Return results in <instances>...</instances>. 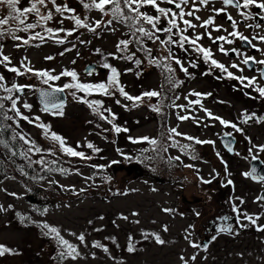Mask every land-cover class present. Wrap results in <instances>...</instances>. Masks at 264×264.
<instances>
[{
	"label": "rangeland",
	"instance_id": "rangeland-1",
	"mask_svg": "<svg viewBox=\"0 0 264 264\" xmlns=\"http://www.w3.org/2000/svg\"><path fill=\"white\" fill-rule=\"evenodd\" d=\"M72 2L73 6L67 3L77 9L80 14L79 9L82 7V4H79L80 0H72ZM58 3L67 4L62 0H58ZM48 7L51 9L52 5L49 4ZM149 10L154 13L151 8ZM81 12L83 13L82 8ZM211 14L208 9H205L197 15L201 16V21H203ZM85 16H88L90 23L94 20L111 18L110 16L102 17L96 10H87L82 17L86 18ZM58 19V15L54 13V18L48 22V25L52 28H59L61 24L58 23ZM201 21H197L196 24L199 25ZM163 23L165 24L164 21ZM225 23L222 22L223 25ZM64 24L72 27L74 22L65 19ZM215 25H220V23L217 22ZM226 25L229 26L228 23ZM114 27L116 29L114 32L103 27L95 34L77 31L62 45L56 44L54 40H48L44 43L39 41L17 48L16 41L10 40L11 42L3 45V53L11 58L10 66L19 67L24 57H27L30 66L35 70H48L52 75H59L64 70L75 71L80 82L92 84L108 81L112 73L110 69L103 67L107 63L121 71L123 81L120 84L131 96L138 97L144 92L153 90L167 94L168 91L161 87L162 80L168 75L166 71L149 61L142 62L137 67L135 63L125 62L123 60L125 58H114V56L130 55V51L120 53L117 49L121 38L127 36V30L118 24ZM203 30L216 33L210 26L207 30L200 27L194 31L189 29L187 34L189 36L203 34ZM259 32L254 31L255 34ZM207 40L208 44L213 43ZM80 41L88 43H80ZM199 43L204 44L203 41ZM66 49L72 50L66 51ZM131 52L135 53V50L132 49ZM212 52L216 59L229 65V58L216 54L215 48ZM60 53L64 54L60 55ZM158 53L164 57L168 55L167 49H160ZM173 53L184 63V67L188 68L191 76H185L179 65L169 61L175 68V79L183 81V84L174 88L173 97L170 96V100L164 99L162 114L152 111L157 104L158 97L133 103L124 99L118 92L115 96H105L99 93L86 96L83 92H76V97L82 94L90 101L102 102L103 108L100 111L111 109L116 116L112 124L124 129L128 128V132L118 138L109 136L108 122L102 119L101 122H96L95 118L98 116L93 114L86 104L74 98L73 90L66 89L67 92L65 90L67 102L62 109L63 116L54 115L51 111H43L37 99V93L45 88L42 80L28 75L18 78L20 80L16 84L34 86L35 82L38 85L36 90L26 89L25 95L21 98V104L26 100L31 106L33 105L31 111L21 108L25 115L39 116L40 123L50 125L51 131L59 133L70 147L75 150L81 148L87 155H91L92 163L98 161L97 164H105L104 166L108 168L111 167L110 161H118L121 164L117 165V169L116 166L111 167L115 174L111 173L107 181L106 176L101 174H99L101 176H96V173L93 175L92 171L85 169L86 164L76 163L75 166L78 168L73 169L62 163L58 170L60 173L51 174L46 179L37 181L45 186L55 183L65 192L62 195V189L58 188L57 194L54 192L46 194V198H49L53 205L45 209L46 211H42L32 203L35 197L32 190L35 189L25 185L28 183H25L17 173L19 169L11 163L12 161L3 162L0 153V205L8 209L6 212H0V244L15 249L19 253L0 257V264H57L53 257L57 256L59 248L50 235H44L46 230L41 227L44 223L60 229L61 235L70 243L77 245L81 252V257L76 261L68 259L63 261V264H182L181 256L190 258L193 255H196V260L189 259V264H264V232L257 231L253 225L247 228L242 227L231 234L218 229L220 232L212 237L211 241L205 240V233L203 238L198 234L199 221L202 220L200 216L206 209L214 213L217 207H219L218 214L223 219L227 218L226 213L232 215L233 205H236L241 213L259 215L261 219L257 223L264 225V207L256 203L264 186L243 175L251 171L249 149L253 145H264V124L254 121L245 124L241 118V113L245 111L249 114L264 116V99H254L252 96L248 98L249 95H245L248 90L255 94L253 97H258V94L239 83H237L238 88L235 89L233 83L228 82L234 79L227 78V81L225 74L218 79V74H220L216 71L218 69L211 68V74L205 75L204 73L210 71V64L203 60L201 54L193 52L183 56L179 52ZM194 55L198 57L196 56L195 59ZM48 56L54 59H45ZM193 60L196 61L197 67L195 68L189 64V61L194 62ZM199 61L201 63H197ZM92 63H96L100 67L99 70L94 73L85 72L86 67ZM240 73L246 74L244 71ZM0 74L6 77L9 84L13 83V75L6 68ZM69 82H72L71 78L65 76H61L60 80L52 81L57 86L56 88L63 87ZM192 92L211 93L210 96L202 99L204 108L210 110L214 116L237 123L243 132H235L231 128L222 126L218 120L209 119L199 105L188 106L187 111L176 107H169L167 110V102L172 103L175 97H179L174 101L177 105H187L186 97L191 100L197 99L189 95ZM117 99L120 100V104L116 103ZM104 115L111 119L109 113L104 112ZM164 115H167L166 125L163 121ZM182 115L195 116L199 123L193 119L178 120V116ZM172 128L202 141H214V145H197L182 137H175L181 144H191L196 159L182 154L178 148L170 147L167 153L160 154L164 159L146 160L143 159L144 156H155L152 151L154 146L145 142L133 143L129 139V137L135 139L149 137L161 141L163 136L165 137L163 143L168 145L170 141L166 139V136L168 129ZM24 130L36 148L40 149V151H35L40 155L39 161L48 162L54 155L49 154L48 150L55 153L53 142L43 135L41 128L27 121H25ZM226 132L238 137L239 147L236 153L239 155L236 153L231 155L222 147L220 140ZM114 133L117 134L115 131ZM248 138H251L252 144H249ZM88 143L93 144L100 151L89 150ZM22 148L25 149L23 146ZM144 149L148 151L144 152ZM118 152L123 153L126 158L130 157L131 160L126 161ZM256 154L261 155L264 160V153ZM176 156H180V161H173L171 165L166 162L168 157ZM28 162V160L25 161L26 164ZM185 165H192V167H185ZM132 168H137V171ZM229 179L233 181L232 185L227 183ZM202 180L211 181V183H202ZM84 189H89L88 194L82 196L80 195L83 192L81 190ZM10 193L16 195L13 196ZM70 196H73V199L67 200ZM238 197L244 200L243 204L237 199ZM226 199H230V205L229 211L225 212L221 207ZM165 208L173 211L167 213L163 211ZM133 213H138V215H133ZM21 217L24 218L23 222ZM121 217H128V219ZM236 218L237 227L248 224L242 215L238 216L236 213ZM27 221L30 223L26 226ZM30 224L33 225L29 228ZM165 226L168 228L167 232L163 230ZM225 226L233 229L230 224ZM143 232L157 233L166 243L158 245L151 236L144 239ZM71 233L84 234L86 246L82 245ZM188 233L191 234L190 240L201 247L190 246L189 240L185 239ZM130 236L137 248L134 253L126 250ZM94 242L107 246L109 252L105 253L102 248H93Z\"/></svg>",
	"mask_w": 264,
	"mask_h": 264
},
{
	"label": "snow or ice",
	"instance_id": "snow-or-ice-1",
	"mask_svg": "<svg viewBox=\"0 0 264 264\" xmlns=\"http://www.w3.org/2000/svg\"><path fill=\"white\" fill-rule=\"evenodd\" d=\"M223 7L221 8H209L211 4L214 3V0H80L83 8L86 10H97L102 17L110 16V19L104 20H94L92 23L88 22L87 18L82 19L79 15L75 14V9L69 8L67 5L58 4L57 0H29L28 6L20 7L21 0H0V6H3L6 9V13L0 16V40L10 38L13 41H17L18 43L15 45L17 48L22 46H29L32 41H40L41 43L47 42L48 40H54L56 44H65L67 42V37H72L76 34L79 29H86L89 32L97 33V30L101 27L115 31L114 25H123L126 26L129 30V39L120 40L117 44V49L120 53H124L128 48L130 43H135L137 45V50L144 52L145 55L149 58V63H155L157 67H160L162 70L166 71L168 75L166 76V83L170 86V88H178L183 81L175 79L174 72L175 69L171 66L169 61L174 63L175 65H179L180 70L186 75L191 76L187 67H184V63L175 56L172 52V46H178L183 49L185 52L193 51L202 55L203 60L206 63L210 64V71L204 73L205 75L211 74V68H215L220 70L221 73L226 74L228 79L237 80L243 87L252 88L257 94L258 97L252 98H260L264 99V86H260L257 84L256 78L237 76L232 71L229 70V67L225 66L223 63H220L216 59L213 58V53L211 49L204 48L199 44L204 38L206 34L209 39L213 41V43H217L219 47V51L222 54L228 55L229 51L234 53L237 57H241V63L245 66L250 67L252 64L264 65V59L257 60L253 56H248L246 53H242L238 49L226 50L222 43H227L228 45H232L236 40L244 42L254 48L257 52H260L262 56H264V48L258 47L254 41H259L261 44H264V34H257L249 38L248 36L242 34L237 29L238 22L233 19L232 15L228 13V8H235L237 10L241 9H249L253 6L260 9L262 13H264V0H220ZM49 4L52 5V8L49 9ZM161 4H167L169 7H162ZM151 8L156 15H150L147 11H142L145 8ZM45 9L46 11L42 12L41 10ZM54 9V11H53ZM208 9L212 15H210L206 20H203L199 25L193 23V21H201V16L197 15L198 12L202 10ZM54 13L58 15V23L63 25L65 19H70L74 22L72 29H65L63 27L53 29L52 27H48V22L52 21L54 18ZM66 13H70L71 15H65ZM225 14L228 21L231 22V27L234 29L229 32L227 36H218L213 37L211 32L206 31L205 34H196L193 36L185 35L192 29L193 31L197 28L208 29L210 26H213L214 30L219 32L222 30V26L215 25V18L220 14ZM29 15H33L36 17V22L30 23L28 22ZM239 15L244 19H250L251 16L249 13L245 11H239ZM191 18V19H189ZM165 22V26L161 27V21ZM183 25V27H181ZM249 28H259L260 25H246ZM37 28L42 29V31H35ZM227 31L226 29H223ZM19 32L30 33L27 38L21 37L17 35ZM45 33L47 35H45ZM60 33H64V36L61 37ZM161 36H164L161 39ZM232 37L234 39H229ZM150 41L153 44H158L160 48L167 49L168 55L161 58L152 57V49L147 47L146 42ZM80 43H88L87 41H80ZM189 47H185V45ZM39 46V45H36ZM72 49H66V51H71ZM99 52V49H97ZM64 53H60L63 55ZM135 53L131 56L123 57V56H114L116 59L126 58L128 60H134ZM47 60H52L54 57L48 56L45 57ZM75 61H73L74 63ZM134 63L137 67L142 63L141 60L135 59ZM12 64L11 58L3 53V45L0 44V65H3L8 72L14 73L17 76H24L29 73L40 78L45 85H49V81H57L61 79V76L70 77L72 82L65 84L63 87L54 88L52 92L42 91L40 93L43 99V111L55 110L52 112L54 115L63 116V104L59 103L56 97L53 95L54 92H64L65 89H72V95L74 98L78 99L79 102L87 105L89 109L92 110L93 114L97 115L102 120H107L109 123L112 120L116 119L114 113L111 112V109H100L103 108L102 102L95 100H87L84 96L76 97V92H83L85 95H92L94 93H99L105 96H115L118 92L120 96L128 101H132L133 103H138L143 101L145 97L151 99L153 97H161V93L153 90L144 92L141 96L133 97L129 93H127L124 87L119 82V73L116 68L112 67L110 64L105 63L103 65L104 68L110 69L112 75L109 77L107 82L101 83H82L79 82L78 74L75 71L64 70L59 75H52L48 70H35L30 66V61L27 60V57L21 61L19 67L9 66ZM191 67H197L195 62L189 61ZM231 68H235L240 72H243L244 69L240 67L239 64L233 63ZM221 77H218L220 79ZM260 78L264 79V69L260 71ZM51 87V85H49ZM33 88L32 85H20L16 83H11L6 80V77L3 74H0V92L4 93L0 95V146L7 150L4 155H11L13 158L20 156L21 158L28 160L29 163H32L30 153L33 151H40V149L36 148V145L22 132L18 131L20 128V121H27L29 124H35L36 127L41 128L43 130V135L49 138L54 145H58L59 149L63 154H66L70 157H79L81 159H90L91 157H86L83 152L76 151L70 146H66V141L63 137L51 131L50 125H45L43 123H37L40 121V117H29L25 115L21 108L31 111L32 106L27 103L25 100L21 104V98L25 95V90H31ZM190 96H195L197 99L191 100L187 97V105H177L175 104V99L179 97H175L168 106L176 107L180 109L188 110V106L191 105H199L200 109L206 113V116L212 120H218L219 123L226 127L231 128L235 132H243V129L238 126L237 123H232L230 121H226L221 117L214 116L213 113L204 108L202 104V99L210 96L211 93H198L192 92L189 93ZM245 95H249L245 93ZM167 98V97H164ZM117 104H120V100H116ZM222 103V102H221ZM19 105V106H18ZM153 111L161 110V105L157 104L153 107ZM195 111V109H192ZM104 112L110 114L111 119L108 116L104 115ZM241 118L243 123L247 124L249 121H254L255 123L264 124V116H257L255 113L249 114L247 111L241 113ZM193 119L196 120L195 116L182 115L178 116V120L184 121ZM11 122V123H5ZM199 123V120H196ZM99 126V125H98ZM113 129L116 133H120L122 131H127L121 127L113 125ZM10 133V135H6ZM226 137L232 135V133L226 132L224 134ZM175 137H182L187 141H191L194 144H213L214 141L209 140H200L195 137L186 136L183 133L177 131V129L172 128L168 129V133L166 139L170 141L168 145L163 143V139L165 137L162 136L161 141H157L156 139H152L149 137H141L138 139H133V143L145 142L149 145L154 146L152 151L155 153V156H144L143 159L153 160L156 158L164 159L160 156L161 153H167L170 147L178 148L182 154L190 155L192 159H196L194 155V149H192L191 144H181ZM21 141L23 145H27L26 149H21L19 151L13 150L15 145L12 143L13 141ZM249 144H252L251 138H248ZM79 147V145H78ZM87 147L92 149L94 152H99L100 149L95 148L93 144L88 143ZM229 151H232L231 147L226 145ZM49 154L52 153L51 150H48ZM148 149H144V152H147ZM250 159L255 161L259 157L256 153H264V145H253L252 148L249 149ZM220 154L217 152V156ZM239 155V153H236ZM128 159H131L128 157ZM180 156L176 157H168L167 163L171 165L173 161H180ZM261 163H264V160H260ZM37 163H43V161H37ZM182 163V161H181ZM185 167H192V165H185ZM227 168V165H225ZM64 171V169H61ZM23 172V169H21ZM230 175V173H229ZM243 175L246 178H252L257 182H264V174H259L258 169L256 167H252L250 172H245ZM90 179V178H88ZM202 183H211V181H204ZM229 185L233 184V181L229 179L227 181ZM83 191V190H81ZM120 194V193H117ZM10 195L15 196V193H10ZM240 200V203L243 204L244 200L242 198H237ZM256 203H259L262 207H264V195H261L257 198ZM11 207V206H9ZM8 209L4 208L3 205H0V212H6ZM46 211V210H45ZM163 211L167 213H171L173 210L165 208ZM233 211L238 214V216L242 215L244 220L248 222V224H242L241 227L247 228L249 225H253L256 227L257 231L264 232V225H260L257 222L261 219L259 215H250L246 212L241 213L238 206L233 205ZM19 215V214H18ZM133 215H138V213H133ZM199 215V213H197ZM122 219L127 220L128 217H121ZM227 220V218H224ZM24 218L21 217V221L23 222ZM139 223V221H136ZM43 229H45L44 235H50L51 238L56 241L57 246L59 248L58 254L56 257H53L54 260L57 261V264H63V261L71 259L72 261H76L81 257V252L77 245L70 243L64 236L61 235L60 229L56 227H52L47 223L41 225ZM165 232L168 231L167 226L163 229ZM221 232H228L231 234L233 229L228 227H221ZM82 245L86 246V237L84 234L77 235L76 233H71ZM144 239H148L150 236L154 239L155 243L158 245H164L166 241L161 238V236L157 233H142ZM190 233L186 234L185 239L189 240L190 246L193 248H199L200 245L195 244L190 240ZM93 248H102L105 253L109 252L107 246L100 244L99 242H94L92 244ZM127 252L134 253L137 251L135 244L133 243V238L129 237V244L127 246ZM6 254L16 255L19 254L15 249H11L5 245L0 244V257H3ZM115 259V258H113ZM189 259L191 261L196 260V255L191 256L190 258H186L184 256L180 257L182 264H189Z\"/></svg>",
	"mask_w": 264,
	"mask_h": 264
},
{
	"label": "trees",
	"instance_id": "trees-1",
	"mask_svg": "<svg viewBox=\"0 0 264 264\" xmlns=\"http://www.w3.org/2000/svg\"><path fill=\"white\" fill-rule=\"evenodd\" d=\"M63 2H65V3H70L72 6H73V2H72V0H62ZM75 1V0H74ZM77 1H79V0H77ZM57 3H58V0H57ZM64 4V5H67L69 8H72L69 4ZM28 4H29V0H21V3H20V7L22 8V7H25V6H28ZM59 4V3H58ZM79 4H81V3H79ZM81 8H82V10H83V13L81 12ZM80 9H79V11H80V14H79V12L77 11V9H75V14L76 15H79L82 19H84L82 16L83 15H85L86 14V9H84L83 8V6L81 7ZM72 9H74V8H72ZM150 9V7L149 8H146V9H142V11H147L150 15H155V12L154 13H151V11L149 10ZM97 11V10H96ZM98 12V11H97ZM6 13V9L3 7V6H0V16H2V15H4ZM57 15V14H56ZM66 16L67 15H71L70 13H66L65 14ZM87 19H88V16H85ZM72 21V20H71ZM28 22H30V23H34V22H36V17H34L33 15H29V17H28ZM73 22V21H72ZM88 22H89V20H88ZM90 23V22H89ZM49 24V23H48ZM164 23H163V20L161 21V27H164ZM48 27H50L49 25H47ZM123 26V25H122ZM60 27H63V28H65V29H72L73 28V25H72V27H69V26H66L64 23H63V25H61ZM59 27V28H60ZM124 28L127 30V36L126 37H122L121 38V40L123 39V40H126V39H129V30H128V28L126 27V26H124ZM53 29H56V28H53ZM35 31H37V32H39V31H42V29H40V28H37ZM79 31H83V32H89V31H87L86 29H79ZM77 33V32H76ZM17 35H19V36H21V37H24V38H27L29 35H30V33H24V32H19V33H17ZM45 35H47L46 33H45ZM185 35H188L187 33H185ZM60 36L61 37H63L64 36V33H60ZM189 36V35H188ZM73 37V36H72ZM191 37V36H190ZM68 38H70V37H67L66 39H68ZM164 38V36H161V39H163ZM10 40H12V39H10V38H7V39H2V40H0V44H2V45H4V44H6V43H9V42H11ZM37 42H39V41H32L31 42V44L32 43H37ZM16 43H18L17 41H16ZM146 45H147V47H149V48H151L152 49V57L153 58H155V57H159V58H161V60L163 59V57L164 56H162L161 54H159L158 53V51H160V49H162V48H160L159 47V45L158 44H153V43H151L150 41H147L146 42ZM185 47L187 48V47H189L187 44L185 45ZM205 48V47H204ZM132 49H134L135 50V57H134V59H139V60H141L142 62H146V61H149V58L145 55V53L144 52H141V51H138L137 50V45L135 44V43H130V45H129V49L128 50H126V52L127 53H129V51H130V55L129 56H131L133 53L131 52V50ZM158 50V51H157ZM172 52H179V53H181L183 56H186L185 54H187L188 55V53H193V51H188V52H185L183 49H181L180 47H178V46H172ZM196 53V52H195ZM155 55H157V56H155ZM141 56V57H140ZM197 55H194V58L196 57ZM125 57H127V56H125ZM189 57V56H188ZM198 57V56H197ZM196 59V58H195ZM125 62H127V63H134V60H128V59H123ZM194 61V60H193ZM195 63H196V61H194ZM197 63H201L200 61L199 62H197ZM155 64V63H154ZM141 65V64H140ZM10 66V65H9ZM12 66H15V65H12ZM155 66H156V64H155ZM207 66V65H206ZM16 67H18V66H16ZM174 68V67H173ZM5 69V67L3 66V65H0V73L3 71ZM158 69V68H157ZM175 69V68H174ZM118 70V69H117ZM159 70H161L160 68H159ZM119 71V70H118ZM176 72V71H175ZM10 74L11 75H13V83H17L18 82V80H20V79H18V78H22V76H17L16 74H14V73H11L10 72ZM14 75H15V77H14ZM28 76H31V77H36V76H34V75H32L31 73H29V74H27ZM174 76H176V75H174ZM186 76V75H185ZM118 79H119V82L121 83L123 80H122V73H121V71H119V77H118ZM28 82H30V81H28ZM80 82V81H79ZM162 82H163V84L161 85V87H162V89L164 88L166 91H168V93L167 94H164V92H159V93H161V97H158L157 98V104H159V105H161V110H159V111H157L156 113L158 114V112L160 113L161 112V114L163 113V110H164V99H167V100H170V96H172L173 97V90H174V88H170V86L166 83V78H164L163 80H162ZM40 84H42V83H40ZM49 85H51V87H49ZM49 85H43L45 88H56L57 86L55 85V84H53L52 83V81H49ZM34 88H32V89H37L38 88V85H37V83H35L34 82V86H33ZM66 90V89H65ZM72 89H69V91H71ZM68 90H66V92H67ZM4 93H2V92H0V95H3ZM81 96H83L82 94H81ZM80 96V97H81ZM88 96V95H87ZM164 97H167V98H164ZM85 99H86V97H85ZM88 100V99H87ZM145 100H150V99H148L147 97H145ZM171 100H172V98H171ZM156 104V105H157ZM170 103L169 102H167V110H168V108H169V105ZM155 105V106H156ZM33 106V105H32ZM65 107V105L63 106V108ZM138 107V106H137ZM153 109V108H152ZM55 111V110H54ZM153 111V110H152ZM51 112H53V111H51ZM154 112V111H153ZM167 115H169V113L167 114ZM167 115H164V118H163V121H164V123H165V125L167 124L166 122H167ZM166 118V119H165ZM95 121L96 122H101V119H99V117H96L95 118ZM106 122H108L107 120H105ZM41 121H39V122H37V123H40ZM5 123H11V122H5ZM20 128L18 129V131H20V132H22V134L23 135H25L26 137H28V138H30L29 136H28V134H27V132L24 130V126H25V121H23V120H21L20 122ZM108 124H109V126L107 127V128H109V131H108V133L110 134L109 136L110 137H112V138H118V137H121V135L122 134H124V133H126V132H128V128H125L127 131H123L122 133L120 132V133H117L116 135H115V133H114V130H113V124H112V122L111 123H109L108 122ZM27 125V124H26ZM35 125V124H34ZM124 129V128H123ZM51 130H52V128H51ZM56 133V132H55ZM56 134H58V135H60L59 133H56ZM6 135H10V133H7ZM114 135V136H113ZM61 136V135H60ZM62 137V136H61ZM47 138V137H46ZM50 142H52L49 138H47ZM129 139L130 140H133V139H135V138H130L129 137ZM157 141H159V140H157ZM14 145H15V148L13 149V150H16V151H19V150H21V147L23 146L25 149L27 148V145H23V143L21 142V141H19V140H17V141H13L12 142ZM149 145V144H148ZM66 146H69L68 145V143H66ZM95 147V146H94ZM118 147L116 146V149H117ZM54 149H55V153H54V155L48 160V162H45V163H42V164H40V163H37V161H39V157H40V155H38L37 154V152H35V151H33L32 153H30L29 155H30V157H31V161H32V163H25V159H23V158H21V157H19V156H17V157H15V158H13L11 155H4V153H6L7 152V150L6 149H4L2 146H0V153L2 154V161L3 162H11V163H13V164H15V166L19 169V171H17V173L22 177V179H23V181L25 182V183H28V184H25V185H28V186H30V187H33L35 190H32V194H34V200L32 201V203H33V205L35 206V204H36V208L38 209V210H45V209H47L49 206H51V205H53V203L50 201V199L49 198H46L47 196H46V194H48V193H50V192H54V193H56L57 194V189L58 188H60V189H62L59 185H57V184H55V183H53V184H50V186H45V185H43V184H39L37 181H40V180H44V179H46L47 177H49V176H51V174H57V172L58 173H60V171H58L59 170V167L61 166V164L63 163V165H65V166H67L68 168H78V167H76L75 166V164L76 163H78V164H86V168L85 169H89L90 171H92L91 173L94 175L95 173H96V176H101V175H104V176H106L105 178L107 179L108 178V176H111V173H113V175L115 174V172L114 171H112V169H111V167L112 166H116V169L118 168L117 167V165L118 164H121L120 162H115V161H110V165H111V167H107V166H104V165H101V164H97L98 163V161L97 162H95V163H92L91 162V159H92V157H91V155H87L86 153H85V150H83V149H77L76 151H80V152H82V150H83V153L85 154V156L86 157H91L90 159H81V158H79V157H70V156H68V155H66V154H63L62 152H61V150L59 149V147H58V145H54ZM73 149H75V148H73ZM89 150H92V149H90L89 148ZM34 153V154H33ZM118 154L122 157V158H125V160L126 161H129V159L128 158H126L124 155H123V153H121V152H118ZM36 156V158H34L35 159V161H34V159H33V157H35ZM131 160V159H130ZM90 164V165H89ZM68 165H72V166H68ZM64 166V167H65ZM21 169H23V172H21ZM84 170V169H83ZM99 174H101V175H99ZM16 179V178H15ZM107 181H108V179H107ZM66 190H68V189H66ZM87 190H89V189H84L83 190V192L80 194V195H82V196H85V195H87L88 193H87ZM61 193H62V195L65 193L64 192V189H62L61 190ZM68 194V193H67ZM69 195V194H68ZM96 196H98V195H96ZM84 198V197H83ZM70 199H73V196H70L67 200H70ZM37 200V201H36ZM219 202V201H218ZM229 205H230V199H226L225 201H224V205L221 207L225 212L226 211H229ZM218 211H219V207H217L216 208V210L214 211V213H210V210H208V209H206V211L205 212H203V214L200 216V218H202V220H200L199 221V229H198V234H199V236L200 237H202L203 236V234L205 233V240L206 241H211L213 238L212 237H214L215 235H217V233H219L220 231H218V229L220 230V228L221 227H226L225 225L226 224H230L231 226H233V231H235V230H239V229H241L242 227L241 226H238L237 227V225H236V223H237V218H236V212H232V215L229 213H226L227 215H226V217H227V220H224L223 218H222V216H220V214H218ZM231 217V218H230ZM204 219V220H203ZM30 223V221L28 222H26L25 224H26V226H27V224H29ZM33 224H30L28 227L30 228L31 226H32ZM203 238V237H202ZM57 263V262H56Z\"/></svg>",
	"mask_w": 264,
	"mask_h": 264
},
{
	"label": "flooded vegetation",
	"instance_id": "flooded-vegetation-1",
	"mask_svg": "<svg viewBox=\"0 0 264 264\" xmlns=\"http://www.w3.org/2000/svg\"><path fill=\"white\" fill-rule=\"evenodd\" d=\"M241 2H242V0H241ZM213 4H214V6H209V7L210 8L214 7V8H217V9L223 7V5L220 2V0H214V3ZM161 6L162 7H169V5H167V4H161ZM239 11H245V12L249 13L250 16H251V18L250 19H247V20H244L239 15ZM198 13L200 15L202 13V11L201 12H198ZM228 13L231 14L232 17H233V19H235L238 22L237 29L236 30H238L242 34L248 36L249 38L257 35V34L254 33L255 30H257V32L264 31V13H262L261 10L258 9V8H256L255 6L249 8V9H241V10H237L235 8L229 7L228 8ZM217 22L220 23V25H218V26H222V30L219 31V32H217V31L214 30L216 32L215 34L211 30H208V32H211V34H212L213 37L227 36L229 32H231V31L234 30L231 27V22L227 20L226 15L223 14V13L220 14V15H218V16H216L215 23H217ZM222 22L228 23L229 26H227L226 23H225V25H223ZM193 23H197V21H193ZM256 24H259L260 27L259 28H249V27L246 26V25H256ZM211 27H213V26H211ZM223 29H226L227 31H224ZM202 33L205 34L206 31L203 30ZM258 34H264V32H259ZM206 39H209V38L205 34L204 35V38L201 40V41H203L204 44H202V43H199V44L201 46L207 48V49H211V51L215 48L216 49V54H218L219 56H223V57L229 58L230 59L229 65H226V63H223V64L225 66L229 67V70L230 71H232L237 76H244V77L256 78L257 79V84L260 85V86H264V79L260 78V71L262 69H264V65L252 64L250 67L245 66V65H243L241 63V59H242L241 57H237L234 53H231L230 51H229V54L228 55L222 54L219 51V47H218V44L217 43H212V44L209 43L208 44V40L206 41ZM229 39H234V38L229 37ZM209 40H211V39H209ZM220 43L223 44V46H224V48L226 50H231V49L235 48V49L240 50L242 53H246L248 56L255 57L257 60L264 59V56H262L260 52H257L254 48H252L248 44H246L244 42H241L239 40H236L235 43H233L232 45H228L227 43H224V42H220ZM254 43H256L258 47L264 48V44H261L259 41H254ZM213 58L216 59L215 56H213ZM216 60L219 61L218 59H216ZM219 62L222 63L221 61H219ZM233 63H237V64L240 65L241 68L245 69L244 72L246 74H241L240 71H238L237 69L231 68L230 66ZM216 71H219L220 72V70H216ZM223 75H224V73H221L220 72V74H218V77H223ZM225 78L228 81L227 77H225ZM228 82L233 83V86L235 87V89L238 88V86H239L237 84V83H239L237 80H231V81H228ZM249 89H252V88H249ZM248 94H249V97L248 98H251V96L253 97L255 95L254 93H252L251 90H248ZM223 136H225V135H223ZM223 136L221 137L220 142L222 144V147L225 149V147L223 146V143H222ZM231 136H233L235 138V140H236L235 141V144H234V147H233V153H230L227 149H225V150L229 154L235 155V153H236V151H237V149L239 147L238 146L239 139H238V137H235L234 135H231ZM258 157H259L258 158L259 160H263V158L261 157V155H258ZM252 162H253V160L250 159V168L252 166ZM260 164L264 168V163H260ZM250 179H252V178H250ZM252 181L253 182H256V183H260V185H263L264 186V182H257V181H255L253 179H252ZM263 191H264V188H262V190L260 191L261 192L260 196L262 195V192Z\"/></svg>",
	"mask_w": 264,
	"mask_h": 264
},
{
	"label": "water",
	"instance_id": "water-1",
	"mask_svg": "<svg viewBox=\"0 0 264 264\" xmlns=\"http://www.w3.org/2000/svg\"><path fill=\"white\" fill-rule=\"evenodd\" d=\"M98 71V67L96 64H89L86 69H85V72L87 73H94V72H97ZM42 91H49V92H52L53 89H49V88H44L42 90H40L38 93H37V98L41 104L42 107H44L43 105V99L40 95V93ZM53 95L56 97L57 101L61 104H63V106L66 104L67 102V94L64 92H54ZM50 111H53V110H50ZM235 138L233 136H229V137H226V136H223L222 138V143H223V146L225 147V149L228 150V147H226V145L230 146L232 151H229L230 153H233V147H234V144H235ZM260 160H255L252 162V166H251V169L252 167H256L258 169V173L259 174H264V168L261 166L260 164ZM137 169V168H136ZM254 180V179H253ZM256 181V180H255ZM262 195H264V191L262 192Z\"/></svg>",
	"mask_w": 264,
	"mask_h": 264
}]
</instances>
